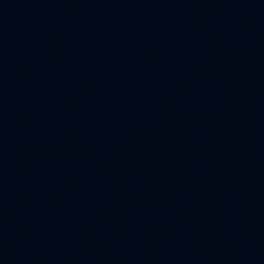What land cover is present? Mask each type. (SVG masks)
Wrapping results in <instances>:
<instances>
[{
	"label": "water",
	"instance_id": "obj_1",
	"mask_svg": "<svg viewBox=\"0 0 264 264\" xmlns=\"http://www.w3.org/2000/svg\"><path fill=\"white\" fill-rule=\"evenodd\" d=\"M0 264H264V0H0Z\"/></svg>",
	"mask_w": 264,
	"mask_h": 264
}]
</instances>
